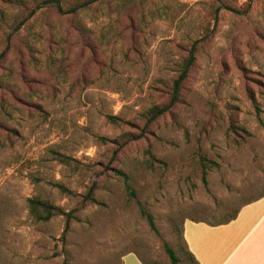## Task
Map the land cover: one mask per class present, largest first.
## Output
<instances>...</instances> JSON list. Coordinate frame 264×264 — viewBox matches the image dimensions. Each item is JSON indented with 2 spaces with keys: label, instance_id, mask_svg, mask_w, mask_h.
Here are the masks:
<instances>
[{
  "label": "rangeland",
  "instance_id": "obj_1",
  "mask_svg": "<svg viewBox=\"0 0 264 264\" xmlns=\"http://www.w3.org/2000/svg\"><path fill=\"white\" fill-rule=\"evenodd\" d=\"M110 7L92 8L80 31L44 11L7 38L16 11L0 3V264H120L129 253L170 264L164 246L183 258L184 221L220 223L264 194V0ZM193 42L178 102L145 127ZM200 158L216 164L204 178ZM92 184L95 203L83 202ZM35 195L73 213L64 234L63 217L29 219Z\"/></svg>",
  "mask_w": 264,
  "mask_h": 264
},
{
  "label": "trees",
  "instance_id": "obj_2",
  "mask_svg": "<svg viewBox=\"0 0 264 264\" xmlns=\"http://www.w3.org/2000/svg\"><path fill=\"white\" fill-rule=\"evenodd\" d=\"M112 2L113 0H0L1 4L5 5L9 9H13L16 11V15H14L15 17L12 19L11 23L9 24L10 32L9 34H6L7 38H9L11 34H15L19 32L28 21L33 19V17H35L37 14H40L44 11H53L61 18L70 19L71 22L75 25V30L80 31L83 29L82 24H81V21H82L81 18L83 16H87L89 11L92 10V8L96 10H101V11L107 10V9L113 10L110 7ZM119 8H120L119 4H116L115 6L116 13H118ZM0 14H2V12H0ZM156 17H161V16H156ZM0 22L4 23V18L2 15H0ZM198 44H199L198 42H193L191 44L188 50V54L183 60V64L180 70L178 71L177 76L172 80V83L169 88V98L167 102L161 106H153L147 112L145 123H144L145 127L149 126V124L153 123L158 118L168 113L174 107V105L178 102L182 86L185 80L187 79L196 61ZM3 56H4V53L0 54L1 58ZM106 119L110 123H113V124L119 125L120 123H122V121L119 118H116L115 116H107ZM140 137H141L140 134L137 136L125 134L124 143L136 141ZM49 155L53 161L61 165H64L66 167H71L74 164V161L70 157L65 156L59 152L49 151ZM199 164L203 172V178L205 177V170H207L208 168L212 166L213 167L216 166L214 162L207 160L205 158H200ZM116 173L119 176H123V174L120 172H116ZM52 187L56 188L63 195L74 197V194L61 183H54L52 184ZM92 193H93V184L88 189L83 202L95 203V200L92 198ZM262 197H264V194L244 204L243 206L250 204L252 202H255L261 199ZM26 208H27V216L34 223H46L54 217H63L65 219V228H64L63 234L65 233L67 229L68 223L72 219H75V217L73 216V213L63 211L61 208L52 204L48 199L43 198L40 195H35V196L28 198ZM239 209L236 210L235 213L232 216H230L228 219L220 223H217V224H208L205 222H202V223H205L209 226L227 224L236 217ZM143 216L146 219L150 229L155 231V227H154L151 215L148 214L147 212H143ZM198 222H201V221H198ZM182 233H183V230H182ZM181 239H182V244H183V258L182 259H179L175 255V252L170 247H168L167 245L164 246V251L169 258L170 264H196V261L186 249V246L183 240V234L181 236ZM140 262L141 264H146L142 260H140Z\"/></svg>",
  "mask_w": 264,
  "mask_h": 264
},
{
  "label": "crops",
  "instance_id": "obj_3",
  "mask_svg": "<svg viewBox=\"0 0 264 264\" xmlns=\"http://www.w3.org/2000/svg\"><path fill=\"white\" fill-rule=\"evenodd\" d=\"M183 240L196 264H264V197L241 207L227 224L186 220ZM121 264H141L129 253Z\"/></svg>",
  "mask_w": 264,
  "mask_h": 264
}]
</instances>
